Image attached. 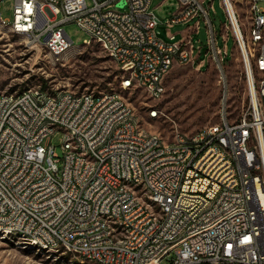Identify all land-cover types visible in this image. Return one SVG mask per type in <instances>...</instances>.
Segmentation results:
<instances>
[{"label": "built area", "instance_id": "built-area-1", "mask_svg": "<svg viewBox=\"0 0 264 264\" xmlns=\"http://www.w3.org/2000/svg\"><path fill=\"white\" fill-rule=\"evenodd\" d=\"M204 1L177 0L165 23L202 19L204 58L192 40L197 30L178 41L170 35V43L159 38L152 0H13L11 33L58 58L74 47L63 26L75 23L88 37L81 46L98 45L120 83L158 101L175 66L200 71L212 64L223 76L227 52L217 45ZM219 1L223 40L233 38L241 59L242 116L229 121L224 98L218 122L155 141L154 132L138 136L133 107L122 97L90 100L64 91L47 102L41 87L22 100L0 95V232L26 231L27 240L106 264H264V0ZM51 11L59 12L58 22ZM147 114L156 118L158 110ZM119 117H133V124H119ZM38 121H46L43 131H36ZM58 133L61 157L44 144ZM87 152L96 162H85ZM113 236H123V244L112 245Z\"/></svg>", "mask_w": 264, "mask_h": 264}, {"label": "rangeland", "instance_id": "rangeland-1", "mask_svg": "<svg viewBox=\"0 0 264 264\" xmlns=\"http://www.w3.org/2000/svg\"><path fill=\"white\" fill-rule=\"evenodd\" d=\"M176 7L177 0H152L150 9L158 20L156 32L159 38L170 43V35H175V41H178L183 33L197 30L192 34V40L201 48V58H204L208 28L202 19H199V24L196 19L187 25L165 26ZM203 7L208 10L218 47L227 52L223 76L212 64L200 71L187 65L175 66L164 80V95L158 101H152L143 90L122 88L121 74L116 65L98 45L81 46L88 37L75 23L63 26L74 47L63 56L53 58L46 49L33 45L26 37L12 34L0 20V95L16 96L41 86L50 97L64 91L75 95L115 93L133 107L141 128L139 131L154 132L162 140L175 131L191 133L218 122L224 98H227L229 121H236L242 116L245 97L241 59L233 38L229 35L226 41L223 40L226 19L220 1L205 0ZM241 8L237 5L240 13ZM0 16L8 23L12 21L13 0H0ZM242 21L245 22L243 18ZM150 107L158 110V117H148ZM49 143L61 157L62 135L55 134L44 142L45 145ZM0 264L94 263L61 251H38L21 245L16 238L0 235Z\"/></svg>", "mask_w": 264, "mask_h": 264}, {"label": "bare ground", "instance_id": "bare-ground-1", "mask_svg": "<svg viewBox=\"0 0 264 264\" xmlns=\"http://www.w3.org/2000/svg\"><path fill=\"white\" fill-rule=\"evenodd\" d=\"M94 1V0H91ZM35 6H43V0H35ZM59 12L58 11H51V22H58L59 21ZM1 22L7 26V28L13 32V24L0 19ZM18 35V34H15ZM20 36V35H19ZM122 88L124 90L128 89V83H121ZM63 94H59L56 97H50L45 94V100L47 102H57L59 99L62 98ZM6 98H10L11 100H22L24 97H27V91L23 92L19 95H4ZM113 97H120L115 93H103L100 95H90V100H103V99H110ZM119 124H133V117H119ZM46 128V121H38L36 123V131H43ZM138 136H149L147 133H143L138 129ZM155 141H163L159 136L155 135ZM68 149H75V141H68ZM85 162H96V155L94 152H87L85 153ZM138 192L139 193H146V185L145 183H138ZM142 203H149V208H154V214H162V206H156V201H149V195H142ZM0 235L7 236L11 238H16L18 243L23 246L31 247L38 251H51V252H58L61 251L63 253L74 254L71 250H60L56 248V246H51L49 243L44 242H35L34 240H27L26 238V231H12L11 235H5L4 232H0ZM111 244L112 245H119L123 244V236H113L111 237ZM85 261L94 263V264H106V259H99V261H95L94 256H88L87 253L84 252H77V255Z\"/></svg>", "mask_w": 264, "mask_h": 264}, {"label": "water", "instance_id": "water-1", "mask_svg": "<svg viewBox=\"0 0 264 264\" xmlns=\"http://www.w3.org/2000/svg\"><path fill=\"white\" fill-rule=\"evenodd\" d=\"M123 6V3H121L120 5H119V7H122Z\"/></svg>", "mask_w": 264, "mask_h": 264}, {"label": "trees", "instance_id": "trees-1", "mask_svg": "<svg viewBox=\"0 0 264 264\" xmlns=\"http://www.w3.org/2000/svg\"><path fill=\"white\" fill-rule=\"evenodd\" d=\"M41 88H43V86H41Z\"/></svg>", "mask_w": 264, "mask_h": 264}]
</instances>
